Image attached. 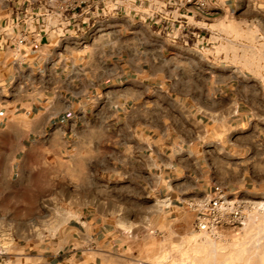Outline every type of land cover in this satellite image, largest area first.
<instances>
[{"label":"crops","instance_id":"1","mask_svg":"<svg viewBox=\"0 0 264 264\" xmlns=\"http://www.w3.org/2000/svg\"><path fill=\"white\" fill-rule=\"evenodd\" d=\"M133 1L16 50L2 31L13 1L0 0V175L40 176L34 199L56 184L93 193L66 242L124 246L136 228L191 218L184 202L215 186L264 201V0H211L205 15ZM229 44L251 48L250 61Z\"/></svg>","mask_w":264,"mask_h":264},{"label":"rangeland","instance_id":"2","mask_svg":"<svg viewBox=\"0 0 264 264\" xmlns=\"http://www.w3.org/2000/svg\"><path fill=\"white\" fill-rule=\"evenodd\" d=\"M226 51L229 56L243 54L248 62L254 54L251 48L230 44ZM6 166V160L0 158V168L5 170ZM18 180L22 182L16 190ZM40 180V176H19L16 172L8 177L0 175L3 204L0 207V264H264V213L255 225L250 224L233 234L232 240L219 247L220 242L194 230L192 215L176 224H165L163 230L148 227L140 232L136 228L124 246L120 244L114 249L107 248L106 239L66 242L64 226L74 223L73 219L86 211L87 217L91 216L92 209L87 204L91 203L93 193L76 192L74 187L73 191L63 188L58 193L56 184L55 191L34 199L27 192V185L37 186ZM15 201L19 207H12ZM70 203L77 206L67 207ZM260 239L261 244L256 246ZM72 247L83 250L75 253ZM247 247L252 249V255H244Z\"/></svg>","mask_w":264,"mask_h":264},{"label":"built area","instance_id":"3","mask_svg":"<svg viewBox=\"0 0 264 264\" xmlns=\"http://www.w3.org/2000/svg\"><path fill=\"white\" fill-rule=\"evenodd\" d=\"M10 20L2 26L8 44L21 50L43 37L61 39L87 31L100 15L133 5V0H12ZM211 0H170L172 4L190 6L199 14H208ZM82 43H85L82 41ZM193 216L196 232L217 241L224 233L239 232L259 220L264 201L233 197L215 186L212 193L184 202Z\"/></svg>","mask_w":264,"mask_h":264}]
</instances>
